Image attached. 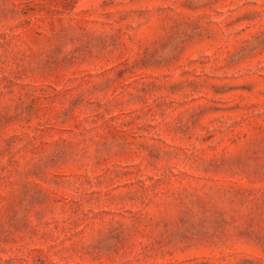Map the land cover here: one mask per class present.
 <instances>
[{
	"label": "rangeland",
	"instance_id": "1",
	"mask_svg": "<svg viewBox=\"0 0 264 264\" xmlns=\"http://www.w3.org/2000/svg\"><path fill=\"white\" fill-rule=\"evenodd\" d=\"M0 264H264V0H0Z\"/></svg>",
	"mask_w": 264,
	"mask_h": 264
}]
</instances>
